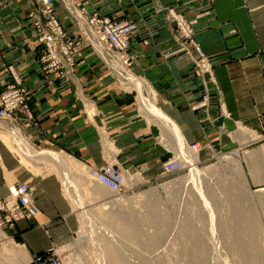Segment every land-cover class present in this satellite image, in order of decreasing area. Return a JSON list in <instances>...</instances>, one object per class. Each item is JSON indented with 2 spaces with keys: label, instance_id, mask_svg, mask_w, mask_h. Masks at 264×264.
Listing matches in <instances>:
<instances>
[{
  "label": "crops",
  "instance_id": "0c3cea01",
  "mask_svg": "<svg viewBox=\"0 0 264 264\" xmlns=\"http://www.w3.org/2000/svg\"><path fill=\"white\" fill-rule=\"evenodd\" d=\"M69 2L86 17L98 12L138 22L128 49L133 59L131 72L147 84L149 91L143 86V96L175 124L186 145L216 147V135L235 132L237 126L264 132V0ZM221 6L228 7L227 16ZM169 8L193 21L196 41L212 65V80L195 75L187 55H168L175 47L173 26L166 16ZM32 10L29 0H0V78L7 66L13 67L32 92L33 114L31 122L0 123L18 129L38 149L66 154L58 153L75 165L72 178L76 185L79 166L89 174L109 157L134 175L156 178L157 171L172 158L173 148L177 150L172 133L142 108L137 91H122L96 55L78 40L75 18L63 1L56 3L54 14L77 37L79 62L67 81L42 75L36 54L24 42L31 33L28 15ZM30 43L36 45L33 39ZM203 80L210 89V101L204 109L193 111L204 91ZM215 86L218 92L212 90ZM46 161L39 164L59 170L56 162ZM63 179L54 172L32 177L6 151L1 154L0 199L7 196L8 186L25 182L33 188L38 214L11 230L0 231V264H28L33 255L50 251L63 257L85 216L77 211V197L81 193L80 200L85 202L84 192L99 195L96 188L64 189Z\"/></svg>",
  "mask_w": 264,
  "mask_h": 264
},
{
  "label": "rangeland",
  "instance_id": "374dc122",
  "mask_svg": "<svg viewBox=\"0 0 264 264\" xmlns=\"http://www.w3.org/2000/svg\"><path fill=\"white\" fill-rule=\"evenodd\" d=\"M227 8L220 7L224 16H227L225 14ZM188 21L192 25L193 21ZM171 24L173 26L172 40L176 43L180 40V35L175 24ZM185 42L188 51L195 54V46L192 45L197 44L195 34L191 41L188 39ZM202 55L204 56H198V58L205 61L207 56L203 50ZM132 60L131 58V62ZM210 72L212 74V68ZM129 74L142 83L145 92L149 91L147 84L145 85L140 78H137L131 69ZM205 77L207 78V75ZM116 82L124 92L137 91L133 83L128 82L127 79L123 82L116 80ZM212 90L218 92L216 86ZM2 125L6 124L2 123ZM237 127L238 130L235 132L218 133L216 147H209L206 143L198 146V152L193 151L198 156L196 167L202 170L199 177V190L188 171L190 166L184 162L183 158L180 159L182 156H179V150L176 148H173L174 154L169 161H181L182 168L176 173L166 174L162 172L161 166L156 178L152 179L134 175L109 157L108 162L113 161L121 166L124 179L127 178L123 179V184L117 192H112L91 180L89 174L79 166L81 171L76 172L80 173L78 175L80 179L76 181L79 185L77 186L99 189V195L89 196L88 191L84 192L85 202L82 201L83 205L80 203L82 207L78 206L77 211L84 212L85 216L82 218V223L80 219L74 241L64 251L63 263L106 264L104 256H107L105 254L107 248L108 251L116 250L114 253L118 258L117 264L264 263L261 255H252L254 260L249 256L250 261L243 259L242 254L234 246L238 239L244 242L251 240V237L235 231V223L230 219L228 210L237 203L240 207L244 206L246 215L256 218L258 231L261 230L264 238V132L256 133ZM24 139L32 149L45 150L34 147L25 137ZM5 141L0 137V159L1 154L6 151L9 157L13 158L14 163L28 169L30 176H39L42 172H54L60 178L63 173L61 168L58 170L55 166L39 164L43 160L23 156L8 139ZM187 146L190 149L191 145ZM60 154L67 157L64 153ZM71 164L74 174L75 165ZM63 182L62 180V187L65 189ZM31 190L33 192V188ZM202 193L208 200L212 213L214 212L213 219L201 198ZM240 196L242 197L239 199ZM66 197L71 200V197L67 195ZM211 224L216 231L213 236L210 232ZM127 228H130L134 237L125 236L122 233V230ZM91 238H93L92 242ZM191 249H196L194 255Z\"/></svg>",
  "mask_w": 264,
  "mask_h": 264
},
{
  "label": "built area",
  "instance_id": "2783aa9c",
  "mask_svg": "<svg viewBox=\"0 0 264 264\" xmlns=\"http://www.w3.org/2000/svg\"><path fill=\"white\" fill-rule=\"evenodd\" d=\"M34 6L28 19L31 30L25 43L36 54L42 75H52L55 78L67 81L76 69L80 52L77 48V37H72L64 28L62 21L54 14L56 3L63 1L70 15H73L80 35L78 40L96 55L108 69L115 80L126 81L123 75L134 78L129 74L131 69V55L128 52L130 42L136 37L139 29L138 22L132 19H117L93 12L86 17L81 10H77L69 0H29ZM167 21L176 26L180 40L175 47L168 51V55H188L194 63L195 75H207L212 80V65L208 58L201 61L202 55L199 45L195 46V54H191L186 46L195 34L194 28L188 19L169 8ZM30 39L36 45L30 43ZM192 43V42H191ZM204 58V57H202ZM205 75V76H206ZM204 91L201 100L192 107L193 111L204 109L210 101V92L203 80ZM32 92L26 88L12 66H7L5 74L0 78V121L18 122L33 120L31 109ZM192 151L198 152V145L190 146ZM182 168L179 160L169 161L162 165V172L173 174ZM91 180L106 187L112 192L120 190L124 173L118 164L107 162L100 168L92 169L89 173ZM8 194L0 199V231L11 230L23 220L34 218L38 209L32 199V190L25 182H17L7 187ZM28 264H64L62 257L56 251L38 253L32 256Z\"/></svg>",
  "mask_w": 264,
  "mask_h": 264
},
{
  "label": "bare ground",
  "instance_id": "6f19581e",
  "mask_svg": "<svg viewBox=\"0 0 264 264\" xmlns=\"http://www.w3.org/2000/svg\"><path fill=\"white\" fill-rule=\"evenodd\" d=\"M133 76V75H132ZM127 77V78H125ZM124 78L127 79L128 82H132L134 87H136V90L138 91L139 93V96L141 99L140 102L142 104V108L144 110H146L151 116L153 115L163 126V128H166L167 132L169 131L170 134L172 135V137H174V141L177 142L176 146H177V150H179V153H180V159L183 158L184 162L186 164H188L190 166V169L188 170L189 173L191 174V177L193 179V182H195V184L193 182L194 185H196L195 187L199 190V177L202 173V170L198 169L196 167V162L198 161V156L195 152L193 151H190V149L188 148V146L185 144L179 130L177 129V127L175 126V124L173 122H171L160 110L156 109L155 106L149 102L144 96H143V86H142V83L138 80H136L135 78H130L129 76H126L124 75ZM153 118V119H155ZM0 132H2L0 135L1 138H3V141H5V139H8V141L11 143L12 146L15 147V149L18 150L19 154L23 155V156H28V157H31L32 159L35 158V159H41V160H47L46 162H48V160H53L54 162H56L58 165H59V168L62 169L63 171V177H64V183H65V188H68L69 186H72L73 189L74 188H77V185L74 183L75 181L73 180L72 178V166L70 164V161L66 158V157H63L62 155L58 154V153H54V152H51V151H36L34 149H32L29 145H28V142H26V140L23 139V136H21L20 132L18 131V129H11L9 126L5 125L3 126L1 123H0ZM177 156V155H176ZM25 158V157H24ZM28 159V158H27ZM37 162V160H36ZM200 164V163H199ZM49 165V164H48ZM56 165V164H55ZM51 166V165H50ZM58 167V166H57ZM61 171V170H60ZM188 173V172H187ZM204 174V173H203ZM74 176V175H73ZM130 177V176H129ZM190 177V175H189ZM76 179V178H75ZM127 179V178H125ZM124 179V180H125ZM191 179V178H190ZM189 179V180H190ZM191 179V180H192ZM188 180V181H189ZM187 182V181H186ZM79 186V185H78ZM79 188V187H78ZM232 188V187H231ZM70 189V187H69ZM80 189V188H79ZM74 191V190H73ZM67 193V192H66ZM76 194V193H75ZM224 194V193H223ZM242 194V193H241ZM247 195V194H246ZM210 196V195H209ZM232 196V195H231ZM80 197H81V193H80V196L78 197L79 198V203L82 204V200H80ZM83 197V196H82ZM238 197V196H237ZM237 197H236V200H237ZM242 196L239 197V199L241 198ZM201 198L204 202V205L207 210L211 213V219L214 218L213 214L214 212L212 213V209L211 207L209 206V202L208 200L206 199V197L203 195V193L201 194ZM208 198V197H207ZM74 199V198H73ZM235 200V201H236ZM234 201V202H235ZM247 201V200H246ZM233 202V203H234ZM74 203V202H73ZM76 205V204H75ZM79 205V204H77ZM82 206V205H80ZM246 206V205H245ZM155 208V207H154ZM84 210V209H83ZM230 213V216H231V220L235 223L234 226H235V231L237 232H240L239 234L241 235H244L246 237H251V240L250 241H241V240H236L235 241V247L236 249L238 250V252H240L242 254V258L243 259H247V260H251L252 258V255H261L262 259L264 260V238H263V235H262V232L261 230H259V228H257V223H256V218H254L253 216H248L246 215V209L244 208V206L240 207L239 203L233 205L229 210H228ZM229 218V217H228ZM118 219V218H117ZM119 220V219H118ZM92 222V221H91ZM94 222V221H93ZM118 222V221H117ZM126 224V223H125ZM214 224V223H212ZM211 224V226H212ZM90 225V224H89ZM122 225V224H121ZM128 225V224H127ZM125 228L126 226L123 225ZM97 227V226H96ZM122 227V226H121ZM120 227V228H121ZM123 227V228H124ZM259 227V225H258ZM130 228H127V229H124L122 230V233H124L125 236H132V232H130L129 230ZM211 229V234L212 236L216 233L215 231V228L213 229V226ZM102 230V229H101ZM108 232V231H107ZM106 232V233H107ZM236 232V233H237ZM93 233V232H92ZM85 234V233H84ZM96 234V233H95ZM108 234V233H107ZM264 234V233H263ZM92 235V234H91ZM109 235V234H108ZM237 235V234H236ZM235 235V236H236ZM87 236V235H86ZM96 236V235H94ZM85 237V236H84ZM84 237L83 240H84ZM97 237V236H96ZM95 237V238H96ZM134 237V236H132ZM236 237H239V236H236ZM214 238V237H213ZM87 239V238H86ZM92 239L91 238V242H92ZM80 241V240H79ZM90 242V241H89ZM197 242V241H196ZM215 242V241H214ZM217 242V241H216ZM83 243V241L81 242ZM199 244V242H198ZM216 244V243H215ZM234 244V243H233ZM82 245V244H81ZM92 246V245H91ZM201 246V245H200ZM110 249V248H109ZM199 249V248H198ZM197 249V250H198ZM203 249V248H202ZM201 249V250H202ZM213 251H216L215 249H213ZM116 250H109L108 251V248L106 250V253L107 256H104L105 258V262L106 264H117V256L115 255ZM194 252H196V249H191V253H193L192 255H194ZM199 252V251H198ZM214 253V252H213ZM101 254V253H99ZM216 254V252H215ZM198 255V254H197ZM102 256V254H101ZM200 256V255H199ZM203 256V255H202ZM251 258H250V257ZM194 257V256H193ZM197 258V256L195 257ZM241 258V257H240ZM241 258V260H242ZM199 259V258H198ZM253 259V258H252ZM215 260V259H214ZM254 260V259H253ZM104 262V263H105ZM197 262V261H195ZM252 263V262H251ZM256 263V261H255ZM98 264V263H97ZM100 264V263H99ZM102 264V263H101ZM198 264V263H197ZM264 264V263H262Z\"/></svg>",
  "mask_w": 264,
  "mask_h": 264
}]
</instances>
